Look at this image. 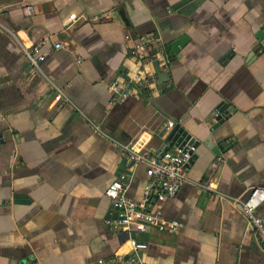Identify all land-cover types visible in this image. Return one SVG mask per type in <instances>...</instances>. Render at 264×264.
<instances>
[{"label":"crops","instance_id":"1","mask_svg":"<svg viewBox=\"0 0 264 264\" xmlns=\"http://www.w3.org/2000/svg\"><path fill=\"white\" fill-rule=\"evenodd\" d=\"M126 33L163 51L170 78L119 99L111 82L157 79L153 62L128 52ZM56 41L64 47L34 69L24 49L46 53ZM221 103L223 122L209 129ZM167 120L198 141L191 181L157 205L178 229L135 233L147 247L134 252L107 222L117 210L105 192L129 162L123 147L157 155ZM208 135L228 143L214 153ZM129 171L125 195L139 200L146 164ZM254 186L264 188V0H0V264H88L120 252L135 264H264L227 198ZM257 213L264 220V202Z\"/></svg>","mask_w":264,"mask_h":264},{"label":"built area","instance_id":"2","mask_svg":"<svg viewBox=\"0 0 264 264\" xmlns=\"http://www.w3.org/2000/svg\"><path fill=\"white\" fill-rule=\"evenodd\" d=\"M74 18L70 17L68 19ZM124 40L128 42V52L142 62L144 60L153 62L163 59V51L159 47L151 48L141 40L133 39L128 33L124 35ZM63 47L64 45L60 41H56L48 47L46 53L42 52L38 45L24 49V53L30 65L34 69L40 70V64L46 58V54L53 53ZM77 62H80V59H77ZM154 77L152 74L142 77L140 73L136 72L123 82H111L109 89L119 99H124L135 89L148 88L151 81L154 84ZM53 87L56 90L54 101H61L65 95L59 87L56 85H53ZM172 126L173 121L167 120L165 128L169 129ZM123 148L129 161L134 160L135 162L146 164L148 179L143 187L142 197L139 200L126 197L127 184L122 180L123 176L109 184L105 194L117 208V215L114 219L107 222L111 228L122 229L127 232V243L130 250L137 252L145 249L147 244L137 240L135 237H131V232L142 233L151 227L162 232H175L178 229L179 223L176 220L166 218L157 205L175 196L185 182L191 181L187 167L196 152L197 146L193 142L177 145L165 151L162 156L148 155L139 148L134 149L132 145H125ZM218 160H220V157H218ZM221 196L227 197L225 195ZM227 198L239 205L247 225L257 238L260 247L264 250V220L257 213V208L264 202V188L252 187L244 199ZM135 262V258L125 256L124 253L120 252L114 254L111 258H98L88 264H135Z\"/></svg>","mask_w":264,"mask_h":264},{"label":"water","instance_id":"3","mask_svg":"<svg viewBox=\"0 0 264 264\" xmlns=\"http://www.w3.org/2000/svg\"><path fill=\"white\" fill-rule=\"evenodd\" d=\"M119 13H120L122 19L127 22V19L124 16L123 11H120ZM159 63H160L159 60L153 61L154 71H155V74L157 77V79L154 83L155 86H160V85L165 84L170 78L167 72H163L160 70V64ZM224 106L225 105H223V103H221L220 106L218 107V110H217L218 113L214 117V119H215L214 123L209 129H216L218 127V125L223 122L222 114L227 112L224 110ZM191 142H193L196 146L198 144V141H196L194 137H191V134L187 130H185L180 125V123H175V125L169 130V132L165 135V137H163L161 139L159 149H158V151H156V154L159 156H162L165 153V151H167L168 149H170L174 146L184 145L185 143H191ZM204 142H206L210 148H213V152L217 153V154L219 153V149L228 143L227 140H224L223 142H221L220 146L214 145V143L212 142L211 135H208L204 139ZM194 157H195V153L193 154L191 160L189 161V164L192 162ZM134 164H135L134 160H130L129 162H127V160L124 159L123 161H120L119 168L117 169L118 177L119 176L121 177L124 173L127 175H130L131 172L129 171V168L132 167ZM122 180L126 181V178L122 177ZM112 206L115 207L113 203H112ZM115 209L117 210L116 207H115ZM130 235H131V237H135L134 232H131Z\"/></svg>","mask_w":264,"mask_h":264},{"label":"trees","instance_id":"4","mask_svg":"<svg viewBox=\"0 0 264 264\" xmlns=\"http://www.w3.org/2000/svg\"><path fill=\"white\" fill-rule=\"evenodd\" d=\"M143 90L146 92V91H148V88H144Z\"/></svg>","mask_w":264,"mask_h":264}]
</instances>
